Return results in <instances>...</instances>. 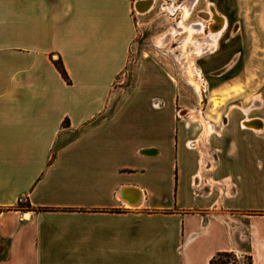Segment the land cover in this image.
I'll return each instance as SVG.
<instances>
[{
  "label": "crops",
  "instance_id": "crops-1",
  "mask_svg": "<svg viewBox=\"0 0 264 264\" xmlns=\"http://www.w3.org/2000/svg\"><path fill=\"white\" fill-rule=\"evenodd\" d=\"M136 1L0 0V264H209L218 252L264 264V0L194 8L222 18L208 41L239 65L225 79L222 195L167 73L146 60L125 72Z\"/></svg>",
  "mask_w": 264,
  "mask_h": 264
},
{
  "label": "rangeland",
  "instance_id": "rangeland-1",
  "mask_svg": "<svg viewBox=\"0 0 264 264\" xmlns=\"http://www.w3.org/2000/svg\"><path fill=\"white\" fill-rule=\"evenodd\" d=\"M159 1L148 14L138 20L137 36L125 72L140 70L146 60L151 62L153 70L167 73L168 101L174 104V116L177 121H184L190 125L187 136L193 140L188 142V147L204 157L203 162L209 168L203 166L202 171L208 174L206 177L213 180L212 183L216 187L214 192L222 195V190L219 189L222 185L219 186V182L222 183L223 133L231 102L225 79L229 78L231 71L239 70V65H232V70H228L231 64H225L218 58L217 53H206L198 57L191 42L186 44L185 51H182L181 45L186 40L187 33L185 31L183 34L171 35L173 27L184 20L182 25L194 29L190 23L197 19L201 21V15L193 13L183 19L181 13L176 22L173 16L160 13ZM201 1L207 4L211 0ZM201 23L203 26L208 24L202 21ZM168 33L171 38L166 35ZM166 36L169 39L165 41V46L158 49L156 47L158 39L164 40ZM196 37L193 33L191 40L196 41ZM174 43L181 45L174 47ZM194 84L198 85L200 90ZM236 90L239 91L234 89ZM132 103L126 101L124 104L132 105ZM253 105L254 102L247 109L254 110ZM133 106L138 110L139 102L135 101ZM248 110L244 117L247 116ZM252 113L250 112L248 116H252ZM139 118L137 113L135 119ZM215 264H248V260L245 255L235 254V256L219 258Z\"/></svg>",
  "mask_w": 264,
  "mask_h": 264
},
{
  "label": "bare ground",
  "instance_id": "bare-ground-1",
  "mask_svg": "<svg viewBox=\"0 0 264 264\" xmlns=\"http://www.w3.org/2000/svg\"><path fill=\"white\" fill-rule=\"evenodd\" d=\"M192 1L193 0H188L187 2H184L181 5V7H182V18L183 19L188 15L189 8H190V6L192 4ZM153 3H154V0H137L136 3H135V10H136L137 14L141 15V16H144V15L148 14L152 10ZM167 6H168V10H170V11L173 10V7H170L169 5H167ZM164 8H165V6H164ZM200 18H201L202 22H206L208 20H211L212 21V28H211L210 33H209L208 36H207V34H203V35H201V39H198L196 41H194L195 39L191 40V36H192L193 33H196V30L194 31V29H192L191 27L188 28V27H185L184 25H182L184 20L178 24V26L180 25L181 28L184 29L186 31V33H187L186 40L182 43V45L180 44L182 46L181 50L185 51L186 44L188 45V43L191 42L193 44L194 49H195V53L197 54L198 57H200V56H202V55H204L206 53H212L214 51V47L211 44L212 42L208 41L209 40L208 37L210 36V37H212V39L214 37H216L219 34V31H220V28H221V25H222V22H223L222 18L219 17L215 12L212 11V9H209V8H208V11H206L205 14L204 13L201 14ZM201 21L198 22V23L200 24V26L204 27L203 24L201 23ZM178 33H179V29H177L176 27H173V31L171 32V35H176ZM169 34L170 33H168L166 35L170 37ZM167 36H166V38L164 40H162V38L158 39V43L156 45V47L158 49H161L163 47V45L165 46V41L167 39H169V37H167ZM202 38H204V39L202 40ZM189 67L190 66H187V68H189ZM194 86L196 88H198V90H200L198 85L194 84ZM153 103L154 104H158L156 101H154ZM245 114H246V111H245ZM245 124L249 128H256L258 126V124L256 122L250 121L249 118L245 119ZM210 130H211V128H210ZM140 201H141L140 192L139 191H134L132 193V195H131V201H130L131 204H133L134 206H137L140 203Z\"/></svg>",
  "mask_w": 264,
  "mask_h": 264
},
{
  "label": "built area",
  "instance_id": "built-area-1",
  "mask_svg": "<svg viewBox=\"0 0 264 264\" xmlns=\"http://www.w3.org/2000/svg\"><path fill=\"white\" fill-rule=\"evenodd\" d=\"M188 0H162L161 4H160V8L163 10V14L165 15H171L173 16L175 13H178L179 15L182 13V7L181 5L186 2ZM199 2V0H193L192 4L190 6L189 9V13L194 11V8L196 7L197 3ZM173 7V10L170 11L168 10V6ZM165 6V8H164ZM134 13H137L135 9H133ZM198 14V13H197ZM208 22L210 23V21L208 20ZM192 24H199L198 22L192 23ZM199 32H203V27H200V31ZM196 33H198V31H196Z\"/></svg>",
  "mask_w": 264,
  "mask_h": 264
},
{
  "label": "trees",
  "instance_id": "trees-1",
  "mask_svg": "<svg viewBox=\"0 0 264 264\" xmlns=\"http://www.w3.org/2000/svg\"><path fill=\"white\" fill-rule=\"evenodd\" d=\"M57 67L58 69L60 70V72L65 75L62 67L60 66V64L57 63ZM235 256V253L233 252H218L210 261H209V264H215V262L217 260H219V258H223V257H230V256ZM247 257V260H248V264H251V258L250 256H246Z\"/></svg>",
  "mask_w": 264,
  "mask_h": 264
},
{
  "label": "flooded vegetation",
  "instance_id": "flooded-vegetation-1",
  "mask_svg": "<svg viewBox=\"0 0 264 264\" xmlns=\"http://www.w3.org/2000/svg\"><path fill=\"white\" fill-rule=\"evenodd\" d=\"M194 13V11H192V12H190V13H188V17H190L192 14ZM198 13V12H197ZM197 13H194V15H197ZM206 13V12H205ZM204 13V14H205ZM206 22H208V21H206ZM209 22H208V24L207 25H204V27H203V32H204V29H207V33H208V31H209ZM192 25V27H195V26H200V24H190V26ZM201 27V26H200ZM177 28L179 29V34H183L184 32H185V30H183L182 28H181V26H177ZM183 30V31H182ZM168 41V40H167ZM179 44V43H178ZM178 44H175L174 43V47H180V45H178ZM214 51H215V49H214ZM214 51L212 52V53H214Z\"/></svg>",
  "mask_w": 264,
  "mask_h": 264
}]
</instances>
